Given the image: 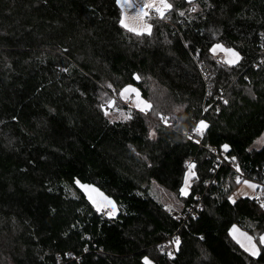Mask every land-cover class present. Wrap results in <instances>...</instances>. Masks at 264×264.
I'll use <instances>...</instances> for the list:
<instances>
[{"label":"trees","instance_id":"trees-1","mask_svg":"<svg viewBox=\"0 0 264 264\" xmlns=\"http://www.w3.org/2000/svg\"><path fill=\"white\" fill-rule=\"evenodd\" d=\"M171 3L136 35L120 25L117 0H0V264H264V245L253 257L230 236L238 225L259 239L264 208L228 199L237 168L264 196V146L252 147L264 133V0ZM216 43L240 60L216 59ZM126 85L169 123L105 115ZM200 120L202 146L183 137ZM209 147L228 161L217 177ZM77 180L111 196L118 214L98 212ZM197 195L203 208L184 222ZM173 236L171 257L159 244Z\"/></svg>","mask_w":264,"mask_h":264},{"label":"snow or ice","instance_id":"snow-or-ice-1","mask_svg":"<svg viewBox=\"0 0 264 264\" xmlns=\"http://www.w3.org/2000/svg\"><path fill=\"white\" fill-rule=\"evenodd\" d=\"M191 2V0H189ZM118 4H121L122 7L132 8L133 7V0H117ZM173 5L168 2V0H145V2L142 5H136V10L134 12L135 18H137L140 23L138 25L130 24L126 21V17L124 12H121V18H120V25L125 28L127 31L132 32L136 35H142L144 33H151L152 25L146 22V18L149 17V10H154L161 18H166L165 13L172 9ZM180 15H184L183 12L180 13ZM218 50L223 51L226 54V63L228 64H234L237 60H239V53L234 51L231 48H225L221 44H215L212 46L210 51L213 53L217 52ZM137 80L140 79L139 76L135 77ZM111 87V85H109ZM135 94V100L134 105L135 107L141 111L145 112L146 110L150 109L152 105L141 98L140 92L137 88L133 87L132 85H126L123 89H121L119 95L121 98L128 99L130 94ZM108 107H112L114 104V101L109 100L107 102ZM103 107V105H102ZM105 115H108V112H105ZM130 114L125 116V119H130ZM162 119L166 118L162 117ZM207 127V124L204 120H200L199 123L192 129L193 132L202 135L203 130ZM228 145H223V148L225 150L228 149ZM231 159H235V157H232ZM240 169L237 168V172H239ZM194 175V173H193ZM237 183H243L248 188L256 189L257 185L251 183L248 180L241 181V177H236ZM76 183L85 191L88 199L92 202L96 210L99 212L105 207H110L111 211L107 213L109 217L114 216L116 212V207L113 201H111L108 197L104 196L103 193L99 192L98 189L92 187L91 185H85L81 184L79 180L76 181ZM187 187V177L185 178V187H182L180 189L181 195H187L186 191ZM241 195H247L245 192H241ZM229 201L235 203V200L232 196L228 197ZM261 207L264 208V202L261 203ZM231 234L233 236V239L237 240V243L240 244V246L248 253H250L253 257L259 255V249L257 248V244L253 241V237L248 235L246 232H241L236 225H233L231 229ZM176 244H179V237L175 240ZM259 244L264 245V235L260 236L259 238ZM144 264H152V262L149 260L148 257H143Z\"/></svg>","mask_w":264,"mask_h":264},{"label":"rangeland","instance_id":"rangeland-1","mask_svg":"<svg viewBox=\"0 0 264 264\" xmlns=\"http://www.w3.org/2000/svg\"><path fill=\"white\" fill-rule=\"evenodd\" d=\"M144 2H145V0H133V7L132 8H127L126 6L122 7L121 4H118V3L117 4H118L119 8L121 9V12L122 11L124 12L125 17H126V21L128 23H130V24L138 25L140 23V21L137 18H135V16L133 14H134V12L136 10V5H142ZM168 2L171 3V0H168ZM154 16L160 18V16L154 10H149V17L146 18V22L151 24L150 19L152 17H154ZM151 32H152V28H151ZM144 34H148V33H144ZM216 44H221V43H216ZM221 45H223V44H221ZM223 46L225 48H230V47H227L225 45H223ZM231 49H233L234 51L237 52V50H235L234 48H231ZM213 56L216 59L222 61V63L228 64V63L225 62L226 61V54L223 51L218 50L217 52L213 53ZM239 57H240V54H239ZM239 60H240V58H239ZM239 60H237L234 64H236ZM230 65H233V64H230ZM132 86L135 87L134 85H132ZM135 88H137V87H135ZM152 90H153L152 94L155 95V97H158L157 101L162 102V104H165V105H169L171 103L169 98L167 97V94H166L167 92H165L164 90L160 89L159 87H157L155 85L153 86ZM119 93H120V91H119ZM140 96H141V93H140ZM141 98L144 99L142 96H141ZM134 100H135V94L134 93L130 94L128 99L121 98L118 93L116 95L112 96V100L111 101H114L113 106L112 107H108V105L106 106V110H107L110 118H112V119H125V116L129 115L130 112L139 111L134 105ZM123 106L126 107V108H123ZM180 109H181L180 107H177V106H174V105L171 106L172 113H177ZM139 112H141V111H139ZM141 113H144V115H146L151 120L153 129L155 128L154 126L156 124H159V123L163 124L164 123L162 118L159 119L155 115V111H151V113L149 114V109H148L145 112H141ZM164 118H166V121H167L165 123L168 124L169 123L168 120L170 118H168V117H164ZM154 134H155L154 130L151 131V135L154 136ZM263 146H264V133L260 137H258L256 139V141L254 142L252 147L255 148V149H259V148H262ZM193 166L194 165L192 163H189L188 170L186 171V174H185V177H184V184L182 186V187H185V178L187 177V187H186L187 194L189 192L190 185L192 183V177L194 176L193 175V173H194ZM245 180H248L251 183L256 184L257 188L256 189H251V188H248L246 185H244L242 182L241 183H237L236 182L237 186H236V188L234 189V191L230 195V196L233 197V199L235 201L238 198H241V197L253 199L259 194V192H261L260 189H259L260 186L255 181L250 180V179H245ZM80 183L81 184H85V185H91L92 187L98 189L99 192L103 193L104 196L108 197L111 201H113V203L115 204V207H116V212H115L114 216H112V217H115L118 214L119 206H118L117 202L111 196L106 194L104 191H102L95 184L82 183V182H80ZM151 188H152L153 195H155V197H157V199L160 200L164 204L166 209H169V208L177 209V207H179L178 204H177V201H176L177 199H176L175 195L171 194L167 189L157 185L156 183L152 184ZM82 191L85 193V191L83 189H82ZM241 192H245V193H247V195H241ZM85 195H86V193H85ZM86 197H87V195H86ZM87 199H88V197H87ZM89 202L92 204V202L90 200H89ZM93 207H94V205H93ZM110 211H111L110 207H105L99 212H103V213H105L107 215V213L110 212ZM236 226L241 232H246L248 235L253 237V241L257 244V248L259 249V252H260L261 244H259V239L256 240L253 235H251L247 231L243 230L238 225H236ZM232 227L230 228V236L233 238V236L231 234ZM262 235H264V233H262L260 236H262ZM260 236H259V238H260ZM235 241L237 242V240H235ZM176 245L177 244L175 243V246Z\"/></svg>","mask_w":264,"mask_h":264},{"label":"built area","instance_id":"built-area-1","mask_svg":"<svg viewBox=\"0 0 264 264\" xmlns=\"http://www.w3.org/2000/svg\"><path fill=\"white\" fill-rule=\"evenodd\" d=\"M203 134H204V131H203ZM203 134L200 135V134L193 132L192 129H187L183 132V137L185 139L195 143L198 146H202ZM208 152H209V156L212 157V159H213L214 176L217 177L220 168L224 165H227L228 161L226 158V154L224 151H220L216 147H209ZM235 172H236L237 176L241 177V181L245 180V176L241 172H237V169H235ZM262 187H264V184ZM202 198L203 197L201 195H197L195 197V200H196L195 203L196 204L194 205V207L189 208L186 211L185 215L182 217L184 222H186L191 217H197L198 212L203 208ZM254 201L258 204H261L262 202H264V196H263L262 191L259 192V194L254 198ZM169 209L172 210L173 215L181 216L175 209H172V208H169ZM175 240H176V237L173 236L170 239H168L167 241L159 244V248L160 249L167 248L168 255L173 257L175 254V251L177 249V245L175 246Z\"/></svg>","mask_w":264,"mask_h":264}]
</instances>
